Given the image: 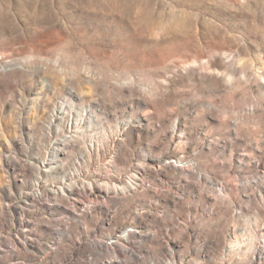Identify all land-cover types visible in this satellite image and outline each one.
I'll use <instances>...</instances> for the list:
<instances>
[{"label":"rangeland","instance_id":"1","mask_svg":"<svg viewBox=\"0 0 264 264\" xmlns=\"http://www.w3.org/2000/svg\"><path fill=\"white\" fill-rule=\"evenodd\" d=\"M0 264H264V0H0Z\"/></svg>","mask_w":264,"mask_h":264}]
</instances>
